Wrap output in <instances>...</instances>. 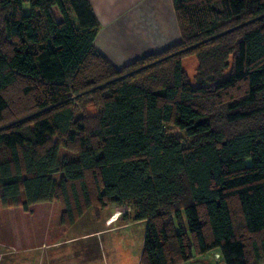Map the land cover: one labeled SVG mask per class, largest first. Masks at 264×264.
<instances>
[{
	"label": "trees",
	"instance_id": "16d2710c",
	"mask_svg": "<svg viewBox=\"0 0 264 264\" xmlns=\"http://www.w3.org/2000/svg\"><path fill=\"white\" fill-rule=\"evenodd\" d=\"M172 4L180 43L117 70L89 0H0V208L128 206L139 264H264V0Z\"/></svg>",
	"mask_w": 264,
	"mask_h": 264
},
{
	"label": "crops",
	"instance_id": "0c3cea01",
	"mask_svg": "<svg viewBox=\"0 0 264 264\" xmlns=\"http://www.w3.org/2000/svg\"><path fill=\"white\" fill-rule=\"evenodd\" d=\"M89 3L100 25L93 46L117 70L147 55L163 52L181 41L172 0H89ZM53 14L59 21L58 12L53 10ZM22 215L17 208H0V229L3 231H0V237H11V234L4 230L10 223L16 228L13 238L18 240L21 246L22 240L26 238L27 245L35 240L40 241V237L30 238L27 230L25 235L18 230L16 224L19 223L16 218ZM139 223L146 225L145 222ZM144 233L138 238L128 232L91 235L99 241L100 251L104 254V257L99 258L100 263L106 261V264H139ZM89 237L77 235L67 238L72 244L69 248L77 250L73 245ZM135 237L137 245L133 243ZM109 253H113L112 256L108 257ZM214 254H206L185 264H223L219 258H214Z\"/></svg>",
	"mask_w": 264,
	"mask_h": 264
},
{
	"label": "rangeland",
	"instance_id": "374dc122",
	"mask_svg": "<svg viewBox=\"0 0 264 264\" xmlns=\"http://www.w3.org/2000/svg\"><path fill=\"white\" fill-rule=\"evenodd\" d=\"M25 11L27 12L26 7ZM182 66L189 83L194 85L197 69L196 58L185 59ZM228 73L226 72L225 75ZM7 95L14 98L12 91L7 92ZM171 133L179 135L176 131ZM17 209L23 214L16 218L19 223V225L16 224L18 230L22 231L23 235L27 230L30 238L40 237L41 240H35L27 245L26 238L22 240L23 246H21L18 240L13 238L16 228L8 223L4 230L6 233L9 232L11 237H0V264H106V261L100 263L99 258L104 257V254L100 251L99 241L91 235L128 232L131 236L138 238L142 236L146 226L144 223L134 222V214L128 206L108 207L97 211L91 209L85 212L75 225L65 230L60 228L61 208L58 203L34 205L29 208L28 212H24L21 208ZM77 235L90 237L73 245L77 249L73 251L69 248L72 244L67 238L70 239ZM133 243L138 244L136 237ZM111 254L113 253L107 254L108 257L112 256Z\"/></svg>",
	"mask_w": 264,
	"mask_h": 264
},
{
	"label": "built area",
	"instance_id": "2783aa9c",
	"mask_svg": "<svg viewBox=\"0 0 264 264\" xmlns=\"http://www.w3.org/2000/svg\"><path fill=\"white\" fill-rule=\"evenodd\" d=\"M214 258H215V259H218V258H219V255L215 254V255H214Z\"/></svg>",
	"mask_w": 264,
	"mask_h": 264
}]
</instances>
